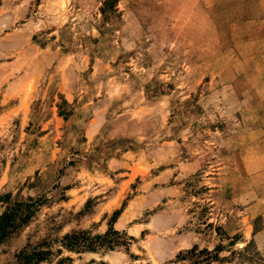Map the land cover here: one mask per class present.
Segmentation results:
<instances>
[{
	"label": "rangeland",
	"instance_id": "374dc122",
	"mask_svg": "<svg viewBox=\"0 0 264 264\" xmlns=\"http://www.w3.org/2000/svg\"><path fill=\"white\" fill-rule=\"evenodd\" d=\"M8 191L0 264H264V0H0Z\"/></svg>",
	"mask_w": 264,
	"mask_h": 264
},
{
	"label": "trees",
	"instance_id": "16d2710c",
	"mask_svg": "<svg viewBox=\"0 0 264 264\" xmlns=\"http://www.w3.org/2000/svg\"><path fill=\"white\" fill-rule=\"evenodd\" d=\"M27 185L29 188L34 186L32 182ZM53 189L58 190L59 188L54 185ZM59 195L57 191L53 193V197L55 198ZM47 199L45 193L36 196L31 194L26 196H13L11 192L8 191L0 195V205L3 207V210L0 212V243L11 238L25 226ZM115 233L116 232L110 227L105 234L95 237H90L85 235V233L66 234L63 237V246L69 250L94 251L97 246H104L106 243H110L111 240L108 238L111 234ZM42 247V244H37L36 246L21 249L16 254L17 264H38L45 260L49 255V250ZM211 258H214V256L207 254L204 261Z\"/></svg>",
	"mask_w": 264,
	"mask_h": 264
}]
</instances>
